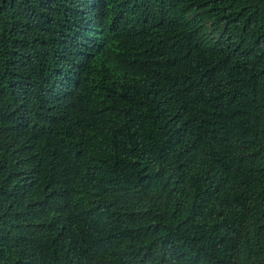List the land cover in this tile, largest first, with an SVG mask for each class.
Returning a JSON list of instances; mask_svg holds the SVG:
<instances>
[{
    "label": "trees",
    "instance_id": "trees-1",
    "mask_svg": "<svg viewBox=\"0 0 264 264\" xmlns=\"http://www.w3.org/2000/svg\"><path fill=\"white\" fill-rule=\"evenodd\" d=\"M0 264H264V0H0Z\"/></svg>",
    "mask_w": 264,
    "mask_h": 264
}]
</instances>
